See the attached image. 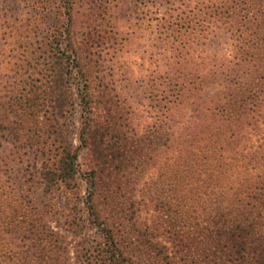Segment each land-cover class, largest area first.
Masks as SVG:
<instances>
[{
    "label": "trees",
    "instance_id": "1",
    "mask_svg": "<svg viewBox=\"0 0 264 264\" xmlns=\"http://www.w3.org/2000/svg\"><path fill=\"white\" fill-rule=\"evenodd\" d=\"M2 3L32 51L0 85V264H264V0ZM139 30L141 131L102 56Z\"/></svg>",
    "mask_w": 264,
    "mask_h": 264
},
{
    "label": "rangeland",
    "instance_id": "2",
    "mask_svg": "<svg viewBox=\"0 0 264 264\" xmlns=\"http://www.w3.org/2000/svg\"><path fill=\"white\" fill-rule=\"evenodd\" d=\"M3 0H0V12L3 10ZM130 8V5L127 6ZM1 14V13H0ZM134 18V17H133ZM133 18H129L128 21L123 20L121 22L122 29L125 31L130 26V21ZM10 26L14 28L15 24L12 20L9 21ZM0 32V85H1V95L4 93V88H8L14 81L13 76L18 66L21 65L22 60L30 57L32 50H24L22 44V39H19V32L12 30L10 33L9 29H3ZM6 32L4 35L3 33ZM141 35L128 38L127 41H124L121 44H117L106 50H102V56L104 59V67L108 68L112 72V78L115 83L116 93L121 98L126 100L127 105L135 109L137 115L136 123L139 125V129L144 126L146 122H149L146 113L147 100L144 95L143 82L146 80L147 70L154 69L153 65L151 66L150 61H148V54L152 51L159 59L161 56H158L160 53L159 49L156 47V42L153 43L152 35L149 30H139ZM120 42V40H119ZM27 56V57H26ZM24 65V64H23ZM213 89H208L206 93L212 92ZM79 109L73 111L68 118V125L72 131L70 136L71 143L77 147L79 142L77 140L78 136V127H79ZM160 164L159 169L168 171L170 167L174 166L173 169L178 165L177 157L171 158V160L165 161ZM78 165L80 174L86 170L87 165V154L83 149L79 153ZM168 166V168H167ZM170 166V167H169ZM158 167L152 170V173L149 175L146 174L144 181H148L149 178H155L159 175ZM79 183L81 195L85 192V184L82 182L81 176H79ZM141 216L147 221L151 220L156 216L155 212L152 210V206H146L142 209ZM87 236H93L94 231H88ZM70 256H72L70 254Z\"/></svg>",
    "mask_w": 264,
    "mask_h": 264
}]
</instances>
